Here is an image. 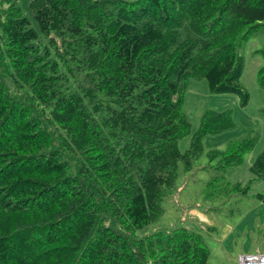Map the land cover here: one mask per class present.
<instances>
[{
  "label": "trees",
  "instance_id": "1",
  "mask_svg": "<svg viewBox=\"0 0 264 264\" xmlns=\"http://www.w3.org/2000/svg\"><path fill=\"white\" fill-rule=\"evenodd\" d=\"M30 11L0 0V264H209L197 232L137 233L165 213L203 138L236 126L232 111L207 110L182 152L191 81L249 106L239 50L264 29V0H33ZM256 143L209 155L226 170ZM250 171L264 182V149ZM231 190L249 197L251 183Z\"/></svg>",
  "mask_w": 264,
  "mask_h": 264
},
{
  "label": "rangeland",
  "instance_id": "2",
  "mask_svg": "<svg viewBox=\"0 0 264 264\" xmlns=\"http://www.w3.org/2000/svg\"><path fill=\"white\" fill-rule=\"evenodd\" d=\"M19 0L27 16L32 18L30 3ZM133 1V0H129ZM239 53L245 58L243 86L251 95L246 108L235 95H215L208 90L206 80L191 81L184 112L192 125V135L180 142V150L191 149L194 135L200 128L205 111H232L233 130L206 135L203 149L193 167L180 173L175 189L163 202L165 213L138 236L144 237L159 228H186L204 237L210 249L209 264H240L241 255H264V204L256 195H264V182L254 180L250 168L264 149V90L259 83V71L264 67V29L255 32ZM256 138L254 150L241 166L218 169L219 159L211 160L210 152L225 151L230 143ZM251 183L249 197L231 190L233 185Z\"/></svg>",
  "mask_w": 264,
  "mask_h": 264
},
{
  "label": "built area",
  "instance_id": "3",
  "mask_svg": "<svg viewBox=\"0 0 264 264\" xmlns=\"http://www.w3.org/2000/svg\"><path fill=\"white\" fill-rule=\"evenodd\" d=\"M240 264H264V255L247 254L241 255L239 258Z\"/></svg>",
  "mask_w": 264,
  "mask_h": 264
},
{
  "label": "crops",
  "instance_id": "4",
  "mask_svg": "<svg viewBox=\"0 0 264 264\" xmlns=\"http://www.w3.org/2000/svg\"><path fill=\"white\" fill-rule=\"evenodd\" d=\"M264 204V202H262Z\"/></svg>",
  "mask_w": 264,
  "mask_h": 264
}]
</instances>
